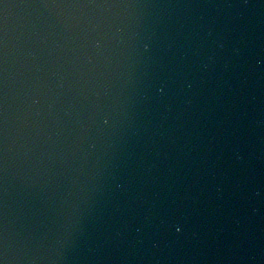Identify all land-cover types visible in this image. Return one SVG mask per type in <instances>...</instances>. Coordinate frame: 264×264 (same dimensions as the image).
<instances>
[{
	"label": "water",
	"instance_id": "1",
	"mask_svg": "<svg viewBox=\"0 0 264 264\" xmlns=\"http://www.w3.org/2000/svg\"><path fill=\"white\" fill-rule=\"evenodd\" d=\"M214 2L0 0L4 264H116Z\"/></svg>",
	"mask_w": 264,
	"mask_h": 264
},
{
	"label": "clouds",
	"instance_id": "2",
	"mask_svg": "<svg viewBox=\"0 0 264 264\" xmlns=\"http://www.w3.org/2000/svg\"><path fill=\"white\" fill-rule=\"evenodd\" d=\"M148 47H149V45L146 44V45H145V49L147 50ZM165 87H167V85H166V84H163V85L161 86V91H163V89H164ZM176 231H177V232H180V231H181V228L178 226L177 229H176Z\"/></svg>",
	"mask_w": 264,
	"mask_h": 264
},
{
	"label": "snow or ice",
	"instance_id": "3",
	"mask_svg": "<svg viewBox=\"0 0 264 264\" xmlns=\"http://www.w3.org/2000/svg\"><path fill=\"white\" fill-rule=\"evenodd\" d=\"M0 264H4L3 260H0Z\"/></svg>",
	"mask_w": 264,
	"mask_h": 264
}]
</instances>
